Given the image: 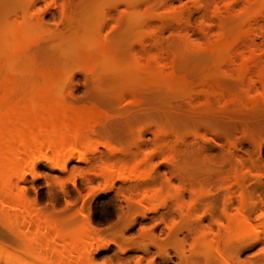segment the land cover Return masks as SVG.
I'll return each mask as SVG.
<instances>
[{
	"label": "rangeland",
	"instance_id": "obj_1",
	"mask_svg": "<svg viewBox=\"0 0 264 264\" xmlns=\"http://www.w3.org/2000/svg\"><path fill=\"white\" fill-rule=\"evenodd\" d=\"M0 43L7 127L46 100L78 120L73 157L6 178L0 264H264V0H0Z\"/></svg>",
	"mask_w": 264,
	"mask_h": 264
},
{
	"label": "bare ground",
	"instance_id": "obj_2",
	"mask_svg": "<svg viewBox=\"0 0 264 264\" xmlns=\"http://www.w3.org/2000/svg\"><path fill=\"white\" fill-rule=\"evenodd\" d=\"M103 1V0H102ZM260 1H263V0H260ZM103 3H105V2H103ZM85 7V6H84ZM255 10V9H254ZM253 10V11H254ZM252 11V10H251ZM96 20H99L98 18L97 19H95V21ZM94 21V20H93ZM98 22V21H97ZM96 22V23H97ZM27 24V23H26ZM94 24V23H93ZM20 25V24H19ZM19 25H17V26H19ZM23 25V24H22ZM30 25V24H29ZM84 26V25H83ZM95 26V25H94ZM20 28H21V25L19 26ZM19 27H17L16 29H18L17 31H16V33L18 34V35H20V37H21V34H22V29H20ZM26 27H28V28H30L29 26H26ZM26 27H24V29H26ZM41 27V30H43L42 29V26H40ZM31 29V28H30ZM33 29H34V27H33ZM81 29H83V28H81ZM84 29H85V27H84ZM29 30V29H28ZM35 30H33V32H34ZM27 32V31H26ZM35 32H37V31H35ZM81 32V31H80ZM15 33V34H16ZM7 34V33H6ZM25 33L23 32V34L22 35H24ZM38 35V34H37ZM80 35V34H79ZM84 35V34H83ZM25 36H27V34H25ZM78 36V35H77ZM80 37V36H79ZM23 38H25L24 36H23ZM78 38V37H77ZM81 39V41H83L82 39H83V37H80ZM4 39V38H3ZM6 39V38H5ZM86 39V38H85ZM30 40V39H29ZM69 40V39H68ZM67 40V41H68ZM73 40H77L76 39V37L73 39ZM79 40V41H80ZM4 41H6V40H4ZM3 42V41H2ZM63 42V41H62ZM65 42V41H64ZM63 42V45H64V47H60V51H61V53L62 54H64L65 55V53L67 52V51H72V49H70V48H72V47H69L67 44H66V42L64 43ZM104 42L106 43V41L104 40ZM5 43H7V42H5ZM12 43V42H11ZM13 43H16V42H13ZM68 44H69V42H67ZM103 43V42H102ZM109 43V42H108ZM70 44H71V46H72V44H73V42L71 43V41H70ZM0 45H1V43H0ZM61 45V44H60ZM59 45V46H60ZM74 45V44H73ZM102 45H107V43L106 44H102ZM109 47H110V44H109ZM226 47V46H225ZM1 48H3V46L1 45ZM98 48V47H97ZM97 48H95V51L93 52V53H98L99 55H102V60L103 61H101V59H100V61L101 62H99V60H97V62L98 63H103L104 62V65L106 66L107 64L105 63V62H110L108 65H110V66H115V65H117V63L115 62V61H113L112 59L114 58L113 56H109V51H108V48L107 47H103V48H101V49H97ZM18 49V48H17ZM70 49V50H69ZM112 49V48H111ZM1 51V50H0ZM65 53H64V52ZM28 52V51H27ZM26 52V55L28 54V55H30L31 56V54L28 52L27 53ZM90 52V51H89ZM17 53V52H16ZM19 53V52H18ZM77 53L79 54V51H77ZM113 53V52H112ZM67 55H68V53H66ZM81 54V53H80ZM26 55H23L22 56V58L20 57V62H19V64H20V67H22V65L24 66V64H22L23 63V60L25 61V63L26 62H28L29 63V60H25V58L26 57H28L29 59H30V57L29 56H26ZM73 55H75V54H73ZM114 55V54H113ZM0 56H1V53H0ZM2 56H3V54H2ZM6 56V55H5ZM10 56V55H9ZM13 57H14V55H13ZM82 57V56H81ZM108 57H113L112 59L111 58H108ZM24 58V59H23ZM76 58V57H75ZM94 58V57H93ZM104 58H108L109 60H107V61H105L104 60ZM11 59H13L12 57H11ZM8 60L7 59V62H9V61H12V60ZM23 59V60H22ZM32 59V60H31ZM30 59V61H33L34 60V58H31ZM79 59V58H78ZM115 59V58H114ZM1 61L3 60V59H0ZM36 60V59H35ZM116 60V59H115ZM21 61H22V63H21ZM6 62V63H7ZM13 62V61H12ZM17 62V61H16ZM107 62V63H108ZM11 63V62H10ZM9 63V64H10ZM151 63V62H150ZM9 64H7V65H5L6 66V70L7 71H9V68H11L10 66H9ZM22 64V65H21ZM100 64V65H101ZM133 64V63H132ZM146 65L147 64H149V62L148 63H145ZM30 65V64H29ZM33 65V64H32ZM32 65H30V67L32 66ZM37 65H39V64H37ZM108 65H107V68H108ZM134 65V64H133ZM145 65V66H146ZM152 65V64H151ZM7 66H9V68H7ZM99 66V65H98ZM129 66V65H128ZM141 66H143V64H141ZM150 66V65H149ZM16 68H14V66L12 67V68H14V69H12V71H11V74H16V71L17 70H19V69H17L19 66H15ZM19 67V68H20ZM29 67V66H28ZM28 67H27V70H31V69H35V68H37L36 66L34 67V65L32 66V68H30V69H28ZM34 67V68H33ZM39 67H41L40 65H39ZM121 67V66H120ZM24 68V67H23ZM42 68V67H41ZM118 68V67H117ZM122 68V70H123V67H121ZM130 68H132L131 67V65H130ZM134 69L133 70H135V66L133 67ZM157 68V67H156ZM15 69H17L16 71H15ZM21 69V68H20ZM45 69V68H44ZM152 69V68H151ZM5 70V71H6ZM13 70H14V73H13ZM23 70V69H22ZM39 70V69H38ZM46 70V69H45ZM120 70V69H119ZM141 70V69H140ZM137 71V72H141V71ZM170 71V70H169ZM20 72H21V70H20ZM23 72V71H22ZM24 72H26V71H24ZM114 72V71H113ZM144 71H142L141 72V74L143 73ZM170 72H172V70L170 71ZM169 72V73H170ZM40 73V72H39ZM145 73V72H144ZM149 73H151V72H149ZM149 73H146L147 75L149 74ZM154 73H156V72H154ZM110 74V73H109ZM172 74V73H171ZM173 74H175V73H173ZM172 74V75H173ZM40 75V74H39ZM154 75H156V74H153V76L152 77H155ZM15 75H13V77H14ZM142 76V75H141ZM150 76V75H149ZM157 76V75H156ZM166 76V75H165ZM40 77H41V75H40ZM43 77V80H41L40 81V79H39V81H40V83H42V85H44L43 86V88L45 89L47 86H45V85H47L46 84V82H44V79H45V77L44 76H42ZM167 77V76H166ZM169 77H173V76H170L169 75ZM169 77H167V78H169ZM175 77H173L172 79H174ZM50 78H48L47 80H49ZM55 79H56V77H55ZM55 79H52L53 81L55 80ZM153 79V78H152ZM51 80V79H50ZM52 80H51V82H52ZM57 80V79H56ZM162 81H164V80H162ZM176 81V80H175ZM179 81V80H178ZM10 82H11V80H10ZM55 82V81H54ZM54 82H52V84L54 83ZM60 82V81H59ZM166 82V81H165ZM165 82H163V83H165ZM177 82V81H176ZM56 84H57V82H55ZM14 84H16V83H14ZM38 84V83H37ZM51 84V85H52ZM169 84V83H168ZM174 84V83H173ZM175 84H177V83H175ZM10 84H8L7 86H9ZM13 85V84H12ZM18 85V84H17ZM21 85V84H20ZM34 86H36V83L35 84H33ZM32 84H31V86L34 88V86H33ZM54 85V84H53ZM181 85H182V83H181ZM1 86V85H0ZM24 86V85H23ZM38 86V85H37ZM55 86V85H54ZM168 86V85H167ZM178 86L180 87V83L178 84ZM6 87V86H5ZM19 87V86H18ZM18 87L16 86V90L18 91L19 89H20V87H22V86H20L19 87V89H18ZM2 88H4V87H2ZM11 88V87H10ZM27 88V87H26ZM39 88H40V86H39ZM181 88V87H180ZM22 89H23V87H22ZM25 89V88H24ZM28 89L29 90H31L29 87H28ZM27 89V90H28ZM35 90V89H34ZM34 90L32 89V91L34 92ZM37 90V89H36ZM57 90H59V87L57 88ZM61 90V89H60ZM59 90V91H60ZM13 91V90H12ZM20 91V90H19ZM58 91V92H59ZM1 92L2 91H0V95H1ZM57 92V91H56ZM9 93V92H8ZM13 93H17L15 90H14V92ZM30 93H31V91H30ZM38 93V92H37ZM61 93V92H60ZM15 95V94H14ZM25 95H27V94H25ZM35 95V94H34ZM40 95V94H39ZM55 95H56V93H55ZM11 97V96H10ZM18 97V96H17ZM9 98V97H8ZM12 98V97H11ZM27 98V97H26ZM23 99V98H22ZM7 100L8 99H6V100H4V104H5V102H6V104H7V106H8V102H7ZM9 100H10V98H9ZM8 100V101H9ZM17 100V99H16ZM21 100V99H20ZM30 100V102H32L31 101V99H29ZM39 100V99H38ZM11 101V100H10ZM22 101V100H21ZM65 101V100H64ZM13 102V101H12ZM35 102V101H34ZM38 103H40V102H38ZM42 104H41V107L40 108H38V109H34V107H33V109L32 110H35V111H31L32 113H31V115H32V117L33 118H35L36 120H35V122H33V123H31V121L29 122V124H31L30 126H28V125H25V123L23 124V123H21V124H19L17 127H15V126H12L13 128H12V130H11V128L10 129H8L9 127H11V126H6V122L8 121V119L9 118H7L8 116H9V114L10 113H8L7 115V117H3L2 116V114H4L2 111H0V112H2V114H1V116L2 117H0V144H1V146H0V162H7L8 163V168H4L3 167V163H0V191L1 190H3V191H6V192H9L10 193V188L5 184V181H7V177L10 175L11 177H14L15 179H17L18 177H19V175H20V173L21 172H23V171H25L24 170V168H26V166L28 165H30L29 167H30V174L32 173V174H34L33 172V165H32V163H33V161H34V156H35V154H41V153H43L44 154V152L46 153L47 151H51V152H54V153H56V155H58V156H63L62 158H63V160H64V157L65 158H71V157H73L72 155H73V151H74V149H75V147H76V144L74 143L76 140V138H75V131H76V129H75V127H76V124H77V122H78V120H77V118L75 117V115H74V113H73V111L67 106V105H59V106H57V110H54V107H53V105L52 104H50V102H48L47 100L46 101H44V102H41ZM60 103V102H59ZM67 103H69V102H67ZM4 104H2L1 106H4ZM21 104H22V102H21ZM25 104V103H24ZM28 104V103H27ZM34 104V103H33ZM14 105H15V103H14ZM18 104H16V106H17ZM30 105H31V103H30ZM35 105V104H34ZM72 105H74V104H72ZM0 106V107H1ZM15 106V107H16ZM18 107V106H17ZM30 107V106H29ZM32 107V106H31ZM71 107H73V106H71ZM4 108V107H3ZM19 108V107H18ZM53 110H52V109ZM74 109H76L75 107H73ZM10 109V108H9ZM20 109V108H19ZM26 109V108H25ZM2 110V109H1ZM27 110V109H26ZM97 110V109H96ZM96 110L94 111V115L96 116L97 114H95V113H97L96 112ZM77 111V110H76ZM79 111V110H78ZM27 112H28V110H27ZM22 113V112H21ZM87 113V112H86ZM86 113L84 114V117H86ZM50 114H52L51 116H50ZM78 114V113H77ZM6 115V114H5ZM21 115V114H20ZM82 115V114H81ZM15 116H16V114H15ZM88 116H89V114H88ZM102 117V116H101ZM101 117H99L98 116V118L97 119H95L94 118V116H93V121H95V123H96V120H98L99 118H101ZM55 118V119H54ZM53 119V120H52ZM81 119H83V118H81ZM80 119V120H81ZM92 119V118H91ZM91 119H90V121H91ZM25 120V119H24ZM57 120H58V122H57ZM6 121V122H5ZM51 121H53V122H51ZM86 121H88V120H86ZM99 121H101V120H99ZM10 122L12 123V118H11V116H10V121H9V124H10ZM18 122V121H17ZM26 122V121H25ZM92 122V121H91ZM83 123H84V121H83ZM92 124V123H91ZM20 125H22V126H20ZM89 125V124H88ZM82 126H85L84 124L82 125ZM81 126V127H82ZM14 127H15V129H14ZM90 126H88V128H89ZM85 130H87L85 127H83ZM28 129H30V130H28ZM89 129H91V130H93L92 128H89ZM10 130V131H9ZM90 131V130H89ZM88 131V132H89ZM95 131V130H94ZM9 132H11V134H9L8 135V133ZM94 133H96V132H94ZM9 136V137H7V135ZM83 134V133H82ZM93 134V133H92ZM11 135V136H10ZM74 135V136H73ZM87 135H88V133H87ZM4 136H5V138H4ZM13 136V137H12ZM90 136H92L91 134L90 135H88L86 138H89V139H87V140H91V141H95L94 139H97L96 137H95V135L93 136V137H91V139H90ZM12 137V138H11ZM72 137H74V141L72 140L73 138ZM82 137V136H81ZM95 137V138H94ZM99 137V136H98ZM8 138V139H7ZM94 138V139H93ZM1 139H3V140H1ZM6 139V140H5ZM99 139H101V138H99ZM5 140V141H4ZM8 140V141H7ZM103 139H101L100 141H102ZM3 142V143H2ZM93 142H91V143H93ZM98 142V141H97ZM5 143V144H4ZM89 143V142H88ZM87 143V144H88ZM103 143H105V141L103 142ZM107 143V142H106ZM79 144V143H78ZM77 144V145H78ZM94 144V143H93ZM102 144V143H101ZM92 145V144H91ZM108 145V144H107ZM79 146V145H78ZM89 146H90V144H89ZM82 147V146H81ZM85 148V147H84ZM77 150H79V149H77ZM77 150H75L76 152H77ZM53 153V154H54ZM27 154H33L34 156L33 157H31L30 158V155L29 156H27ZM26 155V156H25ZM55 155V156H56ZM32 156V155H31ZM39 156V155H38ZM54 156V157H55ZM67 156V157H66ZM55 158H57V156L55 157ZM31 159V160H30ZM33 159V160H32ZM36 159V158H35ZM3 164V165H2ZM34 164V163H33ZM62 165V164H61ZM8 179H9V177H8ZM14 179V180H15ZM12 179H10V181H11ZM13 181V180H12ZM18 183V182H17ZM16 183V184H17ZM15 184V185H16ZM14 186V185H13ZM15 187H17V186H15ZM5 189V190H4ZM13 192V190L11 191V193ZM9 193H3L4 195L5 194H7L9 197H10V194ZM1 194V193H0ZM14 195L13 196H15V193H13ZM3 195V196H4ZM6 195V196H7ZM7 198V197H6ZM11 199V198H10ZM9 200V199H8ZM3 201V200H2ZM7 202V201H6ZM2 210V209H1ZM242 211V210H241ZM240 214H241V212H240ZM240 214H238V215H240ZM243 214V213H242ZM241 214V215H242ZM239 216V218L241 219L242 218V221L244 220V219H246V218H243V216H245V215H242V216ZM238 217H236V219H237ZM16 221V220H15ZM19 221V220H18ZM245 221V220H244ZM249 222V221H248ZM26 223V222H25ZM242 223V222H241ZM53 225V224H52ZM51 226V225H50ZM54 226V225H53ZM241 226H243V225H241ZM55 227V226H54ZM249 227V226H248ZM51 228V227H50ZM53 228V227H52ZM53 229H55V228H53ZM52 229V230H53ZM55 231V230H54ZM51 232V231H50ZM56 232V231H55ZM52 233V232H51ZM53 238V237H52ZM86 241L85 240H83L81 243L82 244H80V243H75V245L76 244H79V245H77L76 247H75V245L72 243V241L70 240V238H69V240L67 239V236H66V238H64L65 240H62V241H60L61 243H62V245H64V247H61V249L62 250H64V248H67V249H65L64 250V252L62 253L63 255V257L65 258H71V255H72V253L74 252V253H76L77 254V252L78 253H84L85 251H86V248H87V246H88V244H89V241L91 240V239H93V237H91V233H87L86 234ZM47 239L49 240V237H47ZM60 239V238H59ZM57 240V239H56ZM50 241H51V239H50ZM53 241H54V239H53ZM58 241V240H57ZM52 242V241H51ZM55 244V243H54ZM72 244V245H71ZM47 245V244H46ZM60 246H61V244H60ZM67 246V247H66ZM71 246V247H70ZM73 246V247H72ZM106 246L107 245H105V244H103V245H100V246H97L94 250H93V252L95 253L96 251L98 252L99 250H102V249H106ZM3 247V246H2ZM43 247H44V245H43ZM49 247H51V246H48V248ZM4 248V247H3ZM47 248V247H46ZM53 248V247H52ZM5 249V248H4ZM6 250V249H5ZM42 250V249H41ZM49 250H51V249H49ZM53 250H54V248H53ZM58 250H60V249H58ZM55 251H56V248H55ZM28 252H31V249H29L28 250ZM33 252V251H32ZM37 252V251H36ZM61 253V252H60ZM30 254V253H29ZM33 254V253H32ZM60 256V255H59ZM58 256V257H59ZM49 257H51L50 255H49ZM60 259H62L61 257H59ZM59 258H58V262L60 261L59 260ZM47 259H49V258H47ZM51 259V258H50ZM49 259V260H50ZM43 260V259H42ZM48 260V263L51 261H49ZM55 261H57V260H55ZM80 261V260H79ZM79 261H77V262H79ZM43 262H44V260H43ZM53 262V261H52ZM54 264V263H53Z\"/></svg>",
	"mask_w": 264,
	"mask_h": 264
}]
</instances>
